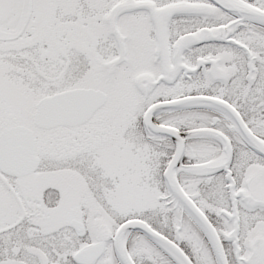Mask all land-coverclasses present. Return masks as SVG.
Returning a JSON list of instances; mask_svg holds the SVG:
<instances>
[{"label":"snow or ice","instance_id":"6c2138e0","mask_svg":"<svg viewBox=\"0 0 264 264\" xmlns=\"http://www.w3.org/2000/svg\"><path fill=\"white\" fill-rule=\"evenodd\" d=\"M0 264H264V0H0Z\"/></svg>","mask_w":264,"mask_h":264}]
</instances>
